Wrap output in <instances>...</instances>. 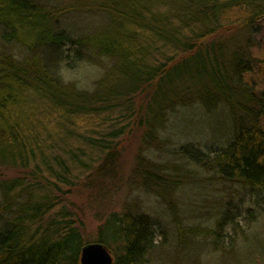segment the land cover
I'll list each match as a JSON object with an SVG mask.
<instances>
[{"label":"trees","instance_id":"obj_1","mask_svg":"<svg viewBox=\"0 0 264 264\" xmlns=\"http://www.w3.org/2000/svg\"><path fill=\"white\" fill-rule=\"evenodd\" d=\"M73 1L54 11L43 0H0V164L17 168L0 180V264H80L89 241L107 246L112 264H151L166 241L162 220L136 205L112 209L87 237L70 196L120 177L118 145L129 127L143 126V140L161 147L170 138L158 132L180 112L212 115L224 104L232 126L221 146L207 150L190 139L170 148L227 186L206 209L197 204L215 212L208 220L170 217L169 248L192 251L194 242L200 258L243 250L264 262L256 234L246 236L264 214V80L252 77L249 49L264 0H90L105 21L72 35L60 16L90 5ZM102 60L89 89L61 75ZM136 162L142 186L153 182L159 194L188 175L141 156ZM239 237L250 249L234 246Z\"/></svg>","mask_w":264,"mask_h":264},{"label":"rangeland","instance_id":"obj_2","mask_svg":"<svg viewBox=\"0 0 264 264\" xmlns=\"http://www.w3.org/2000/svg\"><path fill=\"white\" fill-rule=\"evenodd\" d=\"M43 1L47 8L54 11L62 8L67 9L68 5L74 2L73 0ZM88 3H90L89 6L84 5L81 9L70 8L69 12L66 10V13L60 16L62 27L67 28L70 34L89 33L96 27L102 26V22L105 21L104 16L96 10L97 4H91L90 0ZM250 33L252 34L250 44H254L249 47L254 66L252 77L255 80H264V19ZM5 48L11 54L16 53L17 50L11 44H8ZM16 54L18 56L20 53ZM106 62V60L95 61L90 64L81 62L73 70L63 69L61 75L64 80L73 81L79 87L89 89L102 72ZM175 115L177 116V113L173 114L172 118L176 117ZM187 117L192 118L189 124H187V119L189 120ZM231 121V112L225 104L220 105L216 113L212 115H200L195 111L190 113V109H186L179 113V116L174 119L171 125L169 123L166 129L158 132L159 139L167 136L170 138L168 141L163 142L161 147L158 146L160 141L154 138H149L146 142L143 140V126H132L126 129L118 145L121 154L115 172L116 176L120 177L117 180H106L103 189L90 188L82 193H74L78 195L74 196L72 194L70 196L80 209L79 218L83 233L87 237H93L97 225L102 222L108 211L136 205L135 209L138 208L150 213L153 217L162 220L166 227V241L164 240L165 243L160 248L162 250L159 251L160 249H158L159 252L157 251L155 255H152L151 264H264V262L259 261L260 259L256 255L250 257V254L243 250L233 255L205 254L203 258H200L196 255V252L200 251L199 247H196L199 246L198 243L193 242L195 245H193L194 251H190L184 246L179 251L169 248V245L174 247V244H176V238L173 236L174 222L169 221L170 217H177L180 223L184 225L191 223L193 219L195 221L208 220L215 213L214 211L211 212L212 208L207 207L210 212L208 214L207 212L201 213L199 209H195L196 206L212 203L211 200L217 198L218 193L227 186L226 182L219 181L214 171L206 170L203 166L193 171V169H190L192 166L188 164V160L185 157L173 154L170 152V148L190 139L204 149L217 148L222 145L224 138L229 135L228 130L232 126ZM140 156L152 165L161 164V167L166 168L164 171L167 173L173 172L172 166H177V171L180 174L183 175L184 170H186L188 175H184V179L180 177V180L173 187L170 186L166 191L159 194L157 186L153 182H148L145 185L147 188L142 186L143 180L140 174L135 171L136 161ZM16 173L17 168L0 164V180ZM204 209H206L205 206L202 210ZM195 213H201L203 218L195 216ZM257 221L251 228L250 225L246 227V236L249 238L250 230H253V234H256L255 242L261 243L263 245L261 250L264 251V214ZM156 239L160 240L162 236H157ZM244 239L246 238H237L236 242L238 244L234 246L241 247V249L246 247V250L250 249L248 248L250 242L247 243L248 241ZM197 256L198 258H196Z\"/></svg>","mask_w":264,"mask_h":264},{"label":"water","instance_id":"obj_3","mask_svg":"<svg viewBox=\"0 0 264 264\" xmlns=\"http://www.w3.org/2000/svg\"><path fill=\"white\" fill-rule=\"evenodd\" d=\"M79 262L80 264H112L113 255L103 243L89 241L81 247Z\"/></svg>","mask_w":264,"mask_h":264}]
</instances>
